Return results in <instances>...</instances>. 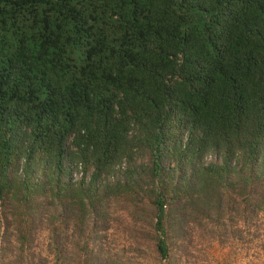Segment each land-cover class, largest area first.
Returning a JSON list of instances; mask_svg holds the SVG:
<instances>
[{
    "label": "trees",
    "instance_id": "trees-1",
    "mask_svg": "<svg viewBox=\"0 0 264 264\" xmlns=\"http://www.w3.org/2000/svg\"><path fill=\"white\" fill-rule=\"evenodd\" d=\"M119 204L264 251V0H0V264H124Z\"/></svg>",
    "mask_w": 264,
    "mask_h": 264
},
{
    "label": "rangeland",
    "instance_id": "rangeland-1",
    "mask_svg": "<svg viewBox=\"0 0 264 264\" xmlns=\"http://www.w3.org/2000/svg\"><path fill=\"white\" fill-rule=\"evenodd\" d=\"M81 175V173H75L74 180H79ZM123 210V205L119 204L116 216H113V221H111L112 229L108 231L104 246L110 257H119L124 264H264V251L259 247L262 239L256 240L253 238L254 240L251 241L252 238L249 236L257 233L256 226L259 225L260 220L255 221L249 235L246 233L242 235V240L235 239L237 238L235 236H228L227 239H215L213 237H204L202 234L199 236L198 233L194 236H188V239H178L176 242H172L171 251L167 258L162 259L145 246L148 244L150 249L153 248L154 240L149 237L152 234L151 231L146 226L142 227L140 222L131 220ZM121 215L125 216V220L122 223L119 221ZM181 230L178 231L181 234H186ZM142 236H144V242H142L144 247H139L136 242ZM45 242L46 234L42 233L39 237L42 251H45ZM128 244H132L135 247H130L126 250L122 249L123 246ZM245 245H250L251 248L244 247ZM129 253H132L130 254L132 255L131 257L128 256Z\"/></svg>",
    "mask_w": 264,
    "mask_h": 264
},
{
    "label": "crops",
    "instance_id": "crops-1",
    "mask_svg": "<svg viewBox=\"0 0 264 264\" xmlns=\"http://www.w3.org/2000/svg\"><path fill=\"white\" fill-rule=\"evenodd\" d=\"M244 247H248V246L245 245ZM246 249H247V248H246ZM246 249H244V250H246ZM246 251H247V250H246ZM246 251H243V252H246ZM248 252H250V251L248 250ZM251 252H252V251H251Z\"/></svg>",
    "mask_w": 264,
    "mask_h": 264
}]
</instances>
